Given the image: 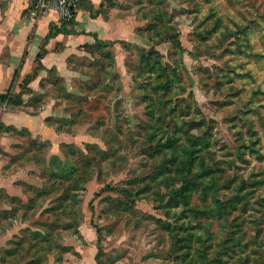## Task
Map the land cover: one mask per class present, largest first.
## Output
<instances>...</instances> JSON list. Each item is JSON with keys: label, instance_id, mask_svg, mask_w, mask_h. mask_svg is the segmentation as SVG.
<instances>
[{"label": "rangeland", "instance_id": "obj_1", "mask_svg": "<svg viewBox=\"0 0 264 264\" xmlns=\"http://www.w3.org/2000/svg\"><path fill=\"white\" fill-rule=\"evenodd\" d=\"M85 11L121 39L0 105L49 128L0 131V264H264V0Z\"/></svg>", "mask_w": 264, "mask_h": 264}, {"label": "crops", "instance_id": "obj_2", "mask_svg": "<svg viewBox=\"0 0 264 264\" xmlns=\"http://www.w3.org/2000/svg\"><path fill=\"white\" fill-rule=\"evenodd\" d=\"M78 1L75 23L63 25L56 13L33 19L30 14L33 0H0V95L19 89L25 78L32 75L40 65V79L45 78L48 72L55 71L68 73L73 79L79 75L72 73V61L89 60L96 37L103 41L121 39L117 27L91 20ZM84 1L93 7L103 2ZM43 52L44 56L39 62L38 56ZM31 86L34 87L35 83ZM0 114L4 129L24 130L36 137L49 132L45 119L36 113L8 110ZM5 167L0 159V190L6 198L14 197L10 194V178L2 173ZM88 264H95V261Z\"/></svg>", "mask_w": 264, "mask_h": 264}, {"label": "built area", "instance_id": "obj_3", "mask_svg": "<svg viewBox=\"0 0 264 264\" xmlns=\"http://www.w3.org/2000/svg\"><path fill=\"white\" fill-rule=\"evenodd\" d=\"M49 13H56L61 24H70L75 21L77 16L76 0H33L30 7L33 19H38Z\"/></svg>", "mask_w": 264, "mask_h": 264}, {"label": "trees", "instance_id": "obj_4", "mask_svg": "<svg viewBox=\"0 0 264 264\" xmlns=\"http://www.w3.org/2000/svg\"><path fill=\"white\" fill-rule=\"evenodd\" d=\"M78 4H79V5H82V6L85 7V8H91V7H92L87 1H84V0H79V1H78ZM74 23H75V21H73L72 23H70V25H72V24H74ZM43 56H44V52L41 53V54H39V56H38V61H40V60L43 58ZM40 69H41V66H39V67L37 68V70H36L35 73H34V76L39 72ZM7 100H10V99H9V94H8V93H7V94H1V95H0V105L4 104ZM2 130H4V128H3L2 125H0V131H2Z\"/></svg>", "mask_w": 264, "mask_h": 264}]
</instances>
